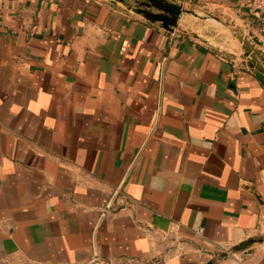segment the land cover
Returning <instances> with one entry per match:
<instances>
[{"label": "crops", "instance_id": "1", "mask_svg": "<svg viewBox=\"0 0 264 264\" xmlns=\"http://www.w3.org/2000/svg\"><path fill=\"white\" fill-rule=\"evenodd\" d=\"M141 1L0 0V264H264L261 21ZM208 6L247 36L182 27Z\"/></svg>", "mask_w": 264, "mask_h": 264}, {"label": "rangeland", "instance_id": "2", "mask_svg": "<svg viewBox=\"0 0 264 264\" xmlns=\"http://www.w3.org/2000/svg\"><path fill=\"white\" fill-rule=\"evenodd\" d=\"M193 11V15H184L182 20V27L188 32H193L204 39L211 38V41L214 39L217 43H223L224 41L235 42L232 33L234 29L247 36L242 24L233 20L231 15L224 9L208 6L205 8H194ZM258 38L264 39V37L260 36Z\"/></svg>", "mask_w": 264, "mask_h": 264}, {"label": "water", "instance_id": "3", "mask_svg": "<svg viewBox=\"0 0 264 264\" xmlns=\"http://www.w3.org/2000/svg\"><path fill=\"white\" fill-rule=\"evenodd\" d=\"M133 10L137 13L143 14L149 21L160 22L165 29H168L169 26L176 25L178 16L183 12L181 6L166 3L163 0H142L137 7L133 8ZM152 10H156L157 12L153 13ZM243 43H245V55L250 56V61L255 69L254 76L264 87V69L260 65L254 64L257 52L250 55V50L248 48V45L250 44L246 40H244ZM251 244L252 241L243 242L240 245L233 247V251H241ZM208 264L212 263L210 262Z\"/></svg>", "mask_w": 264, "mask_h": 264}, {"label": "built area", "instance_id": "4", "mask_svg": "<svg viewBox=\"0 0 264 264\" xmlns=\"http://www.w3.org/2000/svg\"><path fill=\"white\" fill-rule=\"evenodd\" d=\"M242 6L250 15L261 21V31L264 37V0H242ZM201 232L200 230L199 233Z\"/></svg>", "mask_w": 264, "mask_h": 264}, {"label": "bare ground", "instance_id": "5", "mask_svg": "<svg viewBox=\"0 0 264 264\" xmlns=\"http://www.w3.org/2000/svg\"><path fill=\"white\" fill-rule=\"evenodd\" d=\"M248 33V32H247Z\"/></svg>", "mask_w": 264, "mask_h": 264}]
</instances>
